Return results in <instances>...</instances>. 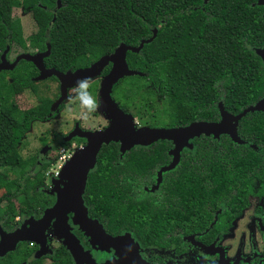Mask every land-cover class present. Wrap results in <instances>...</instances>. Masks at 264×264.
I'll return each mask as SVG.
<instances>
[{"label":"trees","instance_id":"1","mask_svg":"<svg viewBox=\"0 0 264 264\" xmlns=\"http://www.w3.org/2000/svg\"><path fill=\"white\" fill-rule=\"evenodd\" d=\"M256 3L257 0H60L57 6V0H0V55L6 45L10 52L24 53L26 41L39 51H45L48 42L50 54L44 64L66 73L87 68L121 44L135 48L143 42L139 54L126 55L128 68L142 76L123 78L115 88L121 109L133 111L140 123L147 120L153 126L165 124L167 128L217 122L219 104L227 114L237 116L264 97V65L254 52L264 47V9ZM18 8L29 13L35 25V33L27 40L20 20L12 16ZM154 29L155 37L144 43L152 38ZM107 71L104 69L102 74ZM8 75L10 83L0 74V168L15 171L23 163L18 147L30 123L43 119L46 104L40 101L38 107L20 112L12 101L15 95L34 90L36 69L31 63L21 61ZM259 114H248L239 120L236 134L243 131V135L264 138V112ZM204 138L207 136L194 138L191 150L183 151L178 165L157 181L156 188L163 189L179 207L174 209L175 215L152 204L139 211L143 202L131 200L130 196L136 189H149L156 172L169 163V141H156L152 145L157 143V148L151 150L132 153L130 148L123 154L119 143L102 145L95 167L87 176L83 198L90 194L103 198L110 192L115 196L113 204L107 209L102 206V213L130 226L146 218L147 225L161 216L176 218L182 210L196 219L204 203L217 204L225 196L226 203L239 209L240 200L233 196L245 189L264 190V169H260L264 165V145L257 153L228 137L220 141L208 138L207 142ZM26 165L33 166L34 161ZM49 166L46 163L37 168V177L26 186L30 194L21 195L24 202L31 196L30 201L42 204L34 190L41 189L37 181L44 179ZM10 187L8 184V195L0 199L8 206L0 210L16 216L11 198L21 189ZM234 190L238 194L231 193Z\"/></svg>","mask_w":264,"mask_h":264},{"label":"flooded vegetation","instance_id":"2","mask_svg":"<svg viewBox=\"0 0 264 264\" xmlns=\"http://www.w3.org/2000/svg\"><path fill=\"white\" fill-rule=\"evenodd\" d=\"M34 33L35 30L26 37V40ZM45 51L32 49L28 41H26V52L16 53L13 50L10 52V49H8L6 58L7 60L11 59L10 62H14L21 54L36 56L43 54ZM20 63L21 61L17 64L16 68ZM45 68L54 69L46 65ZM106 68H108L107 73L103 75V70L97 78L99 83L108 74L111 65L109 64L104 69ZM38 74L36 69V76L32 80L36 79ZM122 80L113 86L112 93L115 92L117 86L121 85ZM55 81L59 90V94L55 99H51L53 93L49 95L50 90L55 91V83L50 81L48 86L44 82L42 99L39 101L36 99L35 106L22 110L26 111L30 108H36L39 106L40 101L46 104L42 113L43 119L33 120L30 123L28 131L25 132L23 140L18 147V153L22 158L23 166L15 171L0 168V199L3 197V200L8 195L5 194L8 184L11 186L10 189H21L15 195L16 197L11 198V201L16 206V216H12V214L6 215L0 210V232L10 235L26 227V232L28 233V235L26 234V238L13 244L12 250L4 252L0 256V264H264V190L261 192L260 187L245 189L241 191V194L233 196L235 199L240 200L238 203L240 205L239 209L238 206L233 207L232 204L226 203V200L223 199H228V196H225L220 198L217 204L212 201L204 203L203 207H205L196 219L190 218L189 214L182 210L180 214L178 212V217L176 218L174 216L171 218L161 216L158 220L153 219L149 221L150 225H147L146 218L140 224L135 222V224L130 226H125L121 219H115L108 216L107 213H102V209H107L109 204H113L112 200L115 197L113 194L109 192L103 198L90 194L87 199H84L83 193L82 202L86 209L88 220L100 226L101 231L109 239H112V242H109V239H104L101 244H98L94 236L86 235L80 230L79 226L74 224L73 214L68 213L66 215V223L74 239L72 243L76 247V253L69 249L64 239L57 236L56 232L58 230L54 227V220L43 231L36 227L35 222L43 217L47 209L55 205L57 191L60 190L52 189L53 186L46 181L48 175L45 173L44 179L37 181L41 189L34 190V193L42 204L30 201L31 196L29 201L24 202L21 195H26L27 197L30 194L31 189H26V186L32 178L37 177V168H41L46 163H50L51 166L61 151L67 152L72 150L74 154L75 151L83 149L86 146V141L77 136L71 137L73 133H76L75 131L96 132L104 130L109 124L107 120L104 121L106 123L103 126L100 125L101 123L96 126H87L86 131H82L78 126L79 122L83 121V118L80 117L73 124V120L70 123L68 120H65L59 125L65 128L58 127L57 125L60 121H57V119H62L67 109L63 107L64 104L62 103L57 108H53L55 101L57 102L60 96V84L56 79ZM37 91L39 93V88ZM72 91L76 93L75 88ZM113 101L118 106V102L115 99ZM70 107L72 106L70 105ZM118 108L123 113L129 114V111H123L120 105ZM255 113L260 115V112ZM255 113H247L246 115ZM219 122L220 114L218 121L212 123ZM36 123L49 124L48 126H51V128L48 135H44L43 137L41 134V137H38L37 142H39L41 148H39L37 155L28 154L26 156V138L33 131V126ZM141 127L143 126L136 123V128ZM238 132L237 136L240 143L234 142L236 145L248 146L254 152H260V146L264 145L263 137H259L256 134L243 135V131ZM223 136L231 140L225 134L219 135L218 138L209 136L203 140L207 142L208 138H212V140L220 141ZM192 140L188 142L190 147L183 148L180 154L183 151L191 150ZM170 144L172 145V143ZM70 147L72 149H69ZM154 148H157V143L147 146H134L129 151L133 153ZM171 150H173V145L169 149V152ZM28 161H34V165H26ZM171 162L172 156H170L169 163L156 172L154 183H152L153 185L149 189L146 187L136 189L135 192L130 194L131 200L143 202L142 205H139V211L144 208L146 209V206L149 204L163 211L170 210L172 215H175L174 209L179 210V207L171 202L173 199L171 196L165 194L162 191L163 189L156 188L159 171ZM260 169L263 170L264 165ZM14 185L16 186L13 187ZM231 193L238 194V191L234 190ZM2 200L0 201V208H6L8 203ZM33 222L34 224L31 229V223ZM32 234L38 237L39 240H36L38 242H32L29 239L33 237L31 236ZM1 240L2 236L0 234V244ZM7 246L11 247L12 243H8Z\"/></svg>","mask_w":264,"mask_h":264},{"label":"water","instance_id":"3","mask_svg":"<svg viewBox=\"0 0 264 264\" xmlns=\"http://www.w3.org/2000/svg\"><path fill=\"white\" fill-rule=\"evenodd\" d=\"M60 0H57V6ZM206 1V0H205ZM257 6L264 9V0H257ZM264 18V14H263ZM157 30L152 31V38L144 43H149L155 37ZM143 42L138 47H130L124 44L119 45L112 54L102 56L96 60L89 67L78 69L73 72L66 73L58 72L55 69H46L43 60L50 54V45L46 42V51L43 54L32 56L22 54L19 55L13 63L7 61L6 55L8 52V45L2 52L0 57V73L3 71H13L20 61L31 63L38 71L36 80L43 81L48 78H55L60 84L59 100L53 105L57 108L66 95L68 90L77 87L79 82H85L91 79L98 78L104 68L111 65L110 71L101 79L98 99L101 109L105 112L109 121L108 126L104 130L96 132H81L75 131L71 137H79L86 141V146L83 149L74 152L72 157L62 167L58 177L54 179L52 189H60L57 191L55 205L47 209L43 217L35 222V226L41 231L46 228L52 220H54V227L58 230L57 236L64 239L72 252H77L72 235L68 230L66 223V215L73 214V222L79 226L86 235L95 237V241L101 244L102 241L109 238L101 231V227L95 222H90L87 217V212L82 202V194L85 190L86 180L89 172H91L96 163L97 155L102 145H108L111 142L119 143L120 153L123 154L134 146H147L156 141H169L173 145V150L170 151L172 162L162 168L158 173V181H160L162 174L172 171L179 162V154L183 148L190 147L188 143L190 140L204 136H213L218 138L219 135H227L233 142H239L236 134V126L247 113L264 112V97L260 99L255 105L245 109L237 116L227 114L222 105L219 104V123L198 122L191 123L186 127L180 128H150L142 127L136 128L132 117L123 113L117 104L111 98V91L113 86L120 80L126 77L142 76L141 73L135 70H130L126 63V55L128 52L139 54ZM256 56L264 63V47L254 51ZM34 222L31 223V229ZM33 233V230H32ZM2 242L0 244V256L6 251L13 249V244L17 241L23 240L27 237L26 227L12 233L5 235L0 232ZM27 234V235H26ZM29 239L32 242H38L36 235H31ZM72 239V240H71ZM112 242V239H109ZM12 243V246H7Z\"/></svg>","mask_w":264,"mask_h":264},{"label":"rangeland","instance_id":"4","mask_svg":"<svg viewBox=\"0 0 264 264\" xmlns=\"http://www.w3.org/2000/svg\"><path fill=\"white\" fill-rule=\"evenodd\" d=\"M12 16L14 18H18L20 20L21 25H22V29H23V37L24 38H26L28 35H30L35 30V25L32 22L31 15L27 12H24L21 8L15 9L12 13ZM16 53H17V51H16ZM7 61L10 64L13 63V62H10L11 59H8ZM9 72H11V71H3L0 74L3 73L6 76V81L10 83V79H9L10 77L8 75ZM50 81H53L56 85V88H54L55 91L53 92L52 90H50V92H49V95H51L53 93L52 94L53 96L51 99L52 100L55 99L56 96L59 94V90L57 89L58 86H57L55 79L50 78L47 81H45V80L39 81V80L34 79V80H32V82L34 83L33 89L35 90V92L32 89H31L32 91L25 90L22 92V94L15 95L13 97L12 101H13V103H15L17 105L18 110L21 112L22 110H25V109L29 108L30 106H35L36 99L39 101L42 99L41 97H43V93H44L43 83L45 82V85L49 86ZM126 86H127V84L124 83L123 87L125 88ZM99 87H100L99 80H97V78H95V79L85 81V87L82 90L80 89L79 84H78L77 87L75 88L76 93L72 90H68L66 92L65 97L62 100V104H64L63 107H65L67 109V111H66L65 115L62 116V119H57V121L58 120L60 121L57 126L60 127L59 125L61 123H63L65 120H68L69 123L71 122V120H73L72 121V124H73L80 117L83 118V121L79 122L80 124L78 126H79V128H81L82 131H86L87 126H96L97 124H100V123H101L100 125L103 126L106 123L104 121H107L108 119L106 117L105 112L101 109V105L99 103V99H98ZM38 88H39V93L37 91ZM111 96H112L111 98L113 100L114 99L116 100L115 93L114 92L112 93V91H111ZM86 99L92 101V103L95 105V107L92 108L88 105H85L84 101ZM57 100H59V98ZM135 102H137V100ZM55 103H56V101H55ZM70 105L72 107H70ZM118 106H119V103H118ZM131 112H133V111H131ZM131 112H129V114L128 113H126V114H128L129 116L132 117L133 122H135L134 123L135 127H136V123L140 124L143 127H151V128L161 127V126L165 127V124H156L155 126H153L154 124L148 123L147 120H143L140 123V121L137 118H135V117H133V115H131L132 114ZM160 119H165V118L162 117ZM48 125L36 123V125L33 126V131H31L29 136L26 138V145H27L26 146V156H28V154L29 155H35V154L37 155L39 148H41L39 142H37L38 137H41V134L43 135V137H44V135H48L49 130L51 128V126H48ZM60 128H65V127L62 126ZM69 149H72V147H70ZM69 151H71L73 153L72 150H69ZM58 155H57V157H58ZM22 166H23V163L19 167H22ZM33 180H31L30 185L33 183ZM46 181L50 185H53L55 180L52 177H48L46 179ZM0 195H1V193H0Z\"/></svg>","mask_w":264,"mask_h":264},{"label":"built area","instance_id":"5","mask_svg":"<svg viewBox=\"0 0 264 264\" xmlns=\"http://www.w3.org/2000/svg\"><path fill=\"white\" fill-rule=\"evenodd\" d=\"M72 155L73 153L71 151H67V152L61 151L55 162L47 170L46 175H48V177H52L53 179H56L62 167L72 157Z\"/></svg>","mask_w":264,"mask_h":264},{"label":"clouds","instance_id":"6","mask_svg":"<svg viewBox=\"0 0 264 264\" xmlns=\"http://www.w3.org/2000/svg\"><path fill=\"white\" fill-rule=\"evenodd\" d=\"M79 87H80V89L82 90L84 87H85V82H79ZM84 103H85V105H88V106H90V107H92V108H94L95 107V105L92 103V101H90V100H85L84 101Z\"/></svg>","mask_w":264,"mask_h":264}]
</instances>
